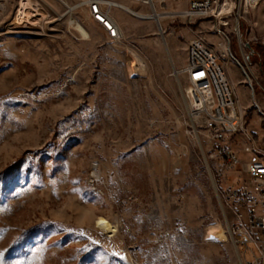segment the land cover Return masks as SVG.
<instances>
[{"label": "rangeland", "instance_id": "374dc122", "mask_svg": "<svg viewBox=\"0 0 264 264\" xmlns=\"http://www.w3.org/2000/svg\"><path fill=\"white\" fill-rule=\"evenodd\" d=\"M34 1L45 32L25 36L8 29L31 0H0V264H239L219 197L231 181L210 174L177 72L195 36L221 41L240 103L249 78L264 98V0H218L217 16L160 13V28L112 7L120 43L88 0ZM105 1L152 12L144 0ZM99 218L118 222V236L101 232Z\"/></svg>", "mask_w": 264, "mask_h": 264}, {"label": "built area", "instance_id": "2783aa9c", "mask_svg": "<svg viewBox=\"0 0 264 264\" xmlns=\"http://www.w3.org/2000/svg\"><path fill=\"white\" fill-rule=\"evenodd\" d=\"M171 2H185L187 8L169 11L167 6ZM144 3L152 12L162 8L170 17L198 18L213 14L218 0H144ZM85 5L91 18L105 29L108 38L120 43L123 36L105 0H88ZM227 62L214 42L197 35L188 42L184 66L177 73L186 78V100L195 129L204 137L209 148L208 159L216 167L212 172L208 166L210 174L214 180H222L228 173L231 181L229 186L219 188V197L230 209L232 224L228 233L239 256V264H264V146L256 144L244 122ZM249 82L252 85L251 78ZM239 136L246 139L243 151L254 156L253 161L244 163L234 151L231 141ZM236 172L239 175L232 177L231 174ZM241 247H244V253Z\"/></svg>", "mask_w": 264, "mask_h": 264}, {"label": "bare ground", "instance_id": "6f19581e", "mask_svg": "<svg viewBox=\"0 0 264 264\" xmlns=\"http://www.w3.org/2000/svg\"><path fill=\"white\" fill-rule=\"evenodd\" d=\"M105 4L111 8L115 7L117 9L126 11L127 13H129L133 16H136V17L141 18V19H146V20H150V19L157 20V14L164 13V12H160L158 10L157 12H151V14H142V13H139V12L129 8L125 4L118 3L116 1H105ZM64 5H66L68 7V11L66 14H70L71 11L73 10V8L70 7L65 2H64ZM42 9L43 8H41V6L37 2H35L34 0H31L30 4L26 3L25 5H23L19 14H18L17 20L8 29V33L9 34H15V35H25V36L43 35L45 32L44 21L45 20L47 21L48 18L45 15L43 16ZM213 13L215 14V15L213 14L214 16H217L216 15V9L213 11ZM42 18H44V21L42 20ZM157 23H158V26L160 28V25L162 22H160V20H157ZM70 26L72 28H74L80 36H81V34H80L79 30H77L78 26L84 28L87 31V29L80 22H77L72 17L70 20ZM30 28H32V29H30ZM119 29H120V27H119ZM236 30L239 31L238 28ZM87 33L89 35L88 31H87ZM120 34L122 35L121 29H120ZM88 39H90V35H89ZM88 39H84V40H88ZM214 44L217 46L218 50L221 52V56H223L225 59H227L228 48L225 47L221 41L214 43ZM133 53H135V52H133ZM136 55H138V54H136ZM140 59L143 62V66L138 67V61L134 60V61H136L135 65H134V69H135L136 73L139 75H143V73L147 74V65L141 57H140ZM230 62L231 61H228V65ZM140 69H142L143 72ZM93 176L96 177V174L93 173ZM97 226L101 232H103V233H105L111 237H116L120 233V225L118 224V222H117V224H113L104 218H99L97 221Z\"/></svg>", "mask_w": 264, "mask_h": 264}, {"label": "crops", "instance_id": "0c3cea01", "mask_svg": "<svg viewBox=\"0 0 264 264\" xmlns=\"http://www.w3.org/2000/svg\"><path fill=\"white\" fill-rule=\"evenodd\" d=\"M162 15L166 16L167 13H163ZM157 20H160V22H162L163 18L161 17V15L158 14ZM83 41H86V40H83ZM140 66L142 67L143 64ZM232 69L237 70L238 74H239V70L234 63H231L230 66H228V72L231 78L234 79V77H232L231 75ZM248 69L251 71L249 66H248ZM237 91L239 93L246 92L250 96L249 99H246L245 102L241 103V107H242L244 115H246L247 112L250 113L251 115L250 119L248 122H246L247 128L251 132V135L254 141L256 142V144L259 145L260 147H263L264 146V98H262V96L258 98L257 91L255 90L253 85H251L250 87L248 84H241L238 87ZM253 99H255L257 104L253 103L254 102ZM245 140L246 139L243 136H239L231 141L234 151L244 163L251 162L254 160V156L243 151V143L245 142Z\"/></svg>", "mask_w": 264, "mask_h": 264}, {"label": "water", "instance_id": "95a60500", "mask_svg": "<svg viewBox=\"0 0 264 264\" xmlns=\"http://www.w3.org/2000/svg\"><path fill=\"white\" fill-rule=\"evenodd\" d=\"M245 47L249 50V56H248V59H250V56H253L255 54V51L254 49L252 48V46L249 44V43H246L245 44ZM213 185L215 186V189H216V185L214 183V180H213Z\"/></svg>", "mask_w": 264, "mask_h": 264}, {"label": "snow or ice", "instance_id": "6c2138e0", "mask_svg": "<svg viewBox=\"0 0 264 264\" xmlns=\"http://www.w3.org/2000/svg\"><path fill=\"white\" fill-rule=\"evenodd\" d=\"M0 257H2V254H0Z\"/></svg>", "mask_w": 264, "mask_h": 264}]
</instances>
